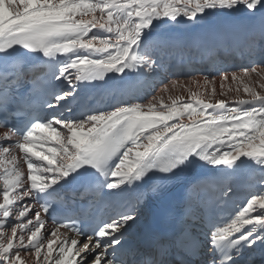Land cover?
<instances>
[{"label":"snow or ice","instance_id":"6c2138e0","mask_svg":"<svg viewBox=\"0 0 264 264\" xmlns=\"http://www.w3.org/2000/svg\"><path fill=\"white\" fill-rule=\"evenodd\" d=\"M258 9L264 24V0H0V264H240L244 249L264 248V63L187 84L173 80L161 89L167 100L130 98L109 109L27 121L16 119L21 73L8 72L17 49L31 54L27 62L45 65L49 83L68 85L44 100L56 109L75 100L81 84L124 86L126 71L154 70L157 22ZM177 88L187 98L169 94ZM197 166H211L222 181L259 173L228 219L208 217L203 239L186 229L175 240L129 248L132 211L88 226L71 217L46 223L73 184H83L82 198L91 191L115 196L149 174ZM232 193L224 183L217 200L226 203Z\"/></svg>","mask_w":264,"mask_h":264},{"label":"bare ground","instance_id":"6f19581e","mask_svg":"<svg viewBox=\"0 0 264 264\" xmlns=\"http://www.w3.org/2000/svg\"><path fill=\"white\" fill-rule=\"evenodd\" d=\"M252 24L249 18H245L233 19L231 22L225 23L222 27H218L212 31L209 30L211 26L214 25H209L208 29L201 28L199 32H197L199 34L188 41L186 36L187 33H189L188 26L176 31H172L170 28L171 30L168 32L169 36L167 37L166 34H160L164 31V27L159 25L157 26L158 28L155 27V29L157 28V32L155 33L157 39L151 44L150 50L151 59L156 61L154 70L149 71L147 69H141L136 72L135 75L131 74V72H127L125 75L127 85L124 86H122L119 81L113 80H109L107 84L102 82H96L94 84L103 91L107 109L122 101L127 102L126 95H128L129 98H135L136 102L140 103H147L148 100H151L153 96L157 95H163L165 100H167L168 94L162 93L161 89L165 84H170L173 80H178L187 84L192 77L202 79L203 76L207 75L218 78L220 73L239 71L241 68L246 67L247 63L258 65L264 62V40H259L258 35L252 34V29L250 28ZM260 27H263L260 30L264 31V24H260ZM236 28L237 30H235ZM225 40H230V42L227 43ZM200 41L209 42L208 44L206 43L207 45L199 47L200 45L198 46V43ZM185 43L188 45L185 46ZM177 49H182V55L187 57L186 60L190 65L188 70H185L183 64L180 63L186 60H181L176 54ZM254 53L256 54L254 55ZM204 55L212 57V65L209 66L208 63L203 60ZM178 64L180 69L179 72H176V66ZM193 88H195V86H193ZM61 89L65 91L68 90V85L65 83ZM169 94L174 96L183 95L185 98H187L188 95L182 88L171 90ZM229 95L232 94L230 93ZM216 98L226 99L224 96H217ZM60 114L61 113L55 115ZM62 114L65 117H70L74 115V112L69 113L68 111ZM46 117L50 116L47 115ZM209 167L211 166L187 167L183 168V170H178L175 175L171 176L176 184L183 186L190 178L198 176L200 172ZM258 175V172L249 173L248 171H244L229 177V181H222L219 178L218 180L221 181L222 185L227 183L233 191L236 190L243 194L239 195L240 201H238V206H240L250 192L254 191L249 185ZM236 182H238L237 185ZM247 185L248 189L246 190L245 187ZM145 213V208L139 210L137 219L134 222H130L129 228L131 229L138 225L140 218L144 216ZM46 223L51 227L52 223L47 218ZM133 233L132 229L126 232V240L133 238ZM203 233L204 232L201 231L199 232V237L201 239L204 238Z\"/></svg>","mask_w":264,"mask_h":264},{"label":"rangeland","instance_id":"374dc122","mask_svg":"<svg viewBox=\"0 0 264 264\" xmlns=\"http://www.w3.org/2000/svg\"><path fill=\"white\" fill-rule=\"evenodd\" d=\"M255 16H257V17H255ZM245 18H249L250 23L251 24L253 23L250 26V28L252 29L251 30L252 31V34L258 35V39L261 40V37L260 36L262 34V31L260 29H262L263 27H260V24H262V17H261V11L259 9L255 12V14H250L246 10H237V11H232V12H227V11H224V12H221V11H209L206 15L202 16L200 19H198L196 21L189 22L186 19H181L180 22H178V23H176V22H168V23H160V22H157V26L162 25L165 30L169 29V31L171 29H172V31H176V30H179L181 28L184 29L185 26H188L189 27V33H187V35H186L187 36V41H188L192 37H194L195 35H198L199 33H197V32H199V30L201 28H203V29L204 28H207L208 29V26L209 25L210 26L211 25H214V26H211V28L209 30V31H212V30H215L218 27H222L223 24H225V23L231 22L233 19H245ZM199 23H200V26H199L198 31L196 33H193L191 31V28L193 26L199 24ZM237 28L235 30H237ZM154 32H155V28L153 30V33ZM178 35H179V33H178ZM180 35H181V33H180ZM215 40H217V39H215ZM215 40H209V41H215ZM209 41H200L198 43V46L199 45H200L199 47L205 46V45L208 44ZM225 41H227V43L230 42V40H225ZM187 45L188 44H186L185 46H187ZM261 63H264V62H261ZM254 65H256V64H250V63L248 64L247 63V66L246 67L254 66Z\"/></svg>","mask_w":264,"mask_h":264}]
</instances>
